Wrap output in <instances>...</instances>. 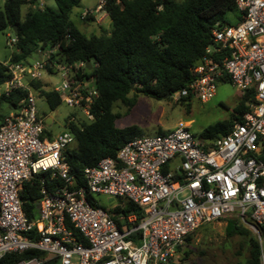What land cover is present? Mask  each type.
I'll use <instances>...</instances> for the list:
<instances>
[{"label": "built area", "instance_id": "1", "mask_svg": "<svg viewBox=\"0 0 264 264\" xmlns=\"http://www.w3.org/2000/svg\"><path fill=\"white\" fill-rule=\"evenodd\" d=\"M107 1L97 0L81 18L100 13ZM233 1L240 20L211 29V44L192 68L191 80L170 98L207 102L218 83H229L251 95L241 120L213 139H200L181 121L161 134L134 137L114 158L84 168V185H77L65 161L73 134L67 128L47 134V117H38L30 82L42 80L46 67L61 72L53 91L92 121L90 106L98 93L91 80L78 77L85 62L52 64L54 48L38 50L44 55L39 60L3 63L8 79L0 94L20 89L26 96L0 125V258L33 249L58 264H169L200 226L235 218L252 230L264 264V0ZM70 122L74 116L66 125ZM43 173L60 185L41 187L37 215L30 220L20 192ZM95 196L113 197L116 204L103 207ZM125 202L135 211L115 210L124 209Z\"/></svg>", "mask_w": 264, "mask_h": 264}, {"label": "trees", "instance_id": "2", "mask_svg": "<svg viewBox=\"0 0 264 264\" xmlns=\"http://www.w3.org/2000/svg\"><path fill=\"white\" fill-rule=\"evenodd\" d=\"M37 0H28L30 4ZM56 10L33 8L22 17L21 8L27 0H4L0 9V32L16 27L13 44L15 51L8 62H29L28 58L38 50L50 51V63L73 65L79 61L90 62L79 78L91 80L98 96L90 106L92 121L75 117L65 127L73 134L74 144L64 152L70 174L77 185H84L83 169L94 167L106 157L114 158L117 151L129 140L141 136L137 126L118 128L115 124L119 114L113 111L120 102L128 113L135 104V96L142 94L154 100L170 99V95L183 88L193 76L192 68L198 63L204 49L211 44V29L232 25L226 15L233 13L236 23L240 20L233 0H108L103 8L110 21V30L100 28V34H87L70 20V14L81 0H53ZM161 9L158 10L157 7ZM81 16V15H80ZM85 24L94 22L91 15L81 18ZM0 62V85L7 79L6 68ZM47 72L53 69L46 67ZM36 92V103L43 101L49 113L39 111V118H46L60 105L61 97L40 81L30 82ZM26 91L15 90L9 95L0 94V107L14 110L25 98ZM251 98L245 94L233 108L230 119L206 127L200 139H213L226 135L235 122L241 120L245 103ZM189 110L190 100L179 101ZM5 115L0 113V125ZM67 122V120H66ZM163 133L158 130V134ZM49 134V132H47ZM60 185L49 174L35 175L23 184L20 192L22 209L32 220L37 215V201L41 187L47 190ZM91 199V197H87ZM135 206L125 202V208L116 211H135ZM250 222V220H246ZM235 218H229L225 226L227 237L243 236L247 242L248 256L245 261L234 264H260L259 244L256 237ZM35 232H32V234ZM79 242L83 237L74 232ZM191 235L185 240L190 242ZM184 244V245H185ZM181 251V250H180ZM187 254V253H185ZM36 260L38 264H58L56 258L44 252L28 249L21 253H8L0 258V264H18Z\"/></svg>", "mask_w": 264, "mask_h": 264}, {"label": "rangeland", "instance_id": "3", "mask_svg": "<svg viewBox=\"0 0 264 264\" xmlns=\"http://www.w3.org/2000/svg\"><path fill=\"white\" fill-rule=\"evenodd\" d=\"M3 1L0 0V9L3 7ZM97 6V0H81L78 6L74 7L70 14L71 22L78 29H86L87 34H100V28L105 31L110 30L109 19L101 17V11L97 17L98 22H91L89 27H85V23L80 20L79 15L86 9L94 10ZM48 8L56 10V5L53 0H37L30 4L27 0L26 4L21 8L22 17L33 8ZM226 19L230 24L236 23V18L233 13L226 15ZM15 38V34L9 29L0 32V62H8L10 55L15 51L13 44L10 45V39ZM47 53V51H45ZM44 58V55L33 53L28 61L32 62ZM61 72L53 69L52 73H46L43 76L42 83L48 88L57 87L61 84ZM135 96V104L128 113H125L126 107L117 102L113 106V111L120 116L116 120V126L125 128L128 126H137L142 135L153 136L158 134V130L169 131L178 122H184L189 127V130L194 135H199L206 127L217 122L230 119L233 108L243 97V93L237 91L229 83L220 82L217 84L215 96L207 101L200 102L191 100L189 110L173 99L154 100L142 94L132 92L130 96ZM39 111L49 113L46 104L39 100L37 103ZM13 110L6 106L0 107V113L7 116ZM52 123L46 127L47 132L51 135H57L66 130V120L71 116L83 118L82 113L77 108H71L64 103L52 112ZM51 116V114L49 115ZM95 200L103 207H112L116 204V199L113 197L95 196ZM229 218L208 223L200 226L191 234L190 242L186 243L177 257L172 259L169 264H234L236 262L245 261L247 252L246 238L243 236L227 237L225 234L226 222ZM247 229L250 234L255 237L248 224H241ZM187 253V254H185Z\"/></svg>", "mask_w": 264, "mask_h": 264}, {"label": "crops", "instance_id": "4", "mask_svg": "<svg viewBox=\"0 0 264 264\" xmlns=\"http://www.w3.org/2000/svg\"><path fill=\"white\" fill-rule=\"evenodd\" d=\"M86 10H88V11H93V10H90V9H86ZM86 10H85V11H86ZM82 14H83V13H82ZM82 14H80V15H82ZM98 14H99V13H98ZM98 14H94V15H93V18L97 17ZM80 15H79V18H80V20H81V16H80ZM101 17L103 18V20H104L105 18H106V19L108 18V16L106 15L105 12H103V14H102ZM95 21H96V23H97V22H98V19H95L94 22H95ZM89 25H90V24H85V27L88 28ZM80 30H82V32H84V33H87V30H86L85 28H84V29H80ZM52 116H54V113H53V114L51 113V117H52ZM51 123H52V120H51ZM115 124H116V123H115ZM118 128H119V127H118Z\"/></svg>", "mask_w": 264, "mask_h": 264}, {"label": "water", "instance_id": "5", "mask_svg": "<svg viewBox=\"0 0 264 264\" xmlns=\"http://www.w3.org/2000/svg\"><path fill=\"white\" fill-rule=\"evenodd\" d=\"M13 31H14L13 33L15 34V33H16V27H15V26H13ZM85 68H86L87 70H90L91 65H90V62H89V61L85 62ZM52 114H53V113H52ZM51 120H52V117H51V116H49V117H47V118L45 119V124H46V126L50 125Z\"/></svg>", "mask_w": 264, "mask_h": 264}]
</instances>
